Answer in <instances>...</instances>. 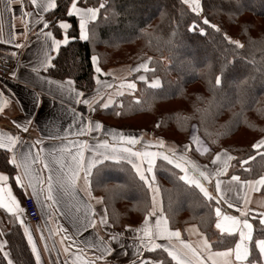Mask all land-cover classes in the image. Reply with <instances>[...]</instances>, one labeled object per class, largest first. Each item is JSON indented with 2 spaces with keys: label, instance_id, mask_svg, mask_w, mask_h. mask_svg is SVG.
<instances>
[{
  "label": "trees",
  "instance_id": "obj_1",
  "mask_svg": "<svg viewBox=\"0 0 264 264\" xmlns=\"http://www.w3.org/2000/svg\"><path fill=\"white\" fill-rule=\"evenodd\" d=\"M67 2L58 0V8L50 10L56 16L50 13L45 16L49 21L65 16L72 24L69 36L77 38L60 47L46 71L48 75L56 80L71 79L82 92L91 94L97 83L90 58L96 55L102 70L147 63L148 79L161 80L158 88H152L137 79L142 69L135 71L130 78L137 83L135 94L124 93L119 102L105 109L98 102L94 106L96 118L113 126L125 123L149 130L165 142V149L172 150L184 149V145L191 143L190 129L197 124L198 134L210 150L201 155L192 144L189 150L195 157L210 161L223 150L235 158L224 176L239 175L241 179L254 180L264 175V158L251 149L252 143L264 138V0H202V15L221 27L218 33L197 19L198 25L206 30L203 36L198 30L188 31L194 14L181 5V0H108L111 6L106 12L102 9L95 25H90L88 41L78 38L77 18L67 17L64 11ZM90 6H98V0H90ZM53 33L62 38V30ZM225 33L244 47L229 44L224 39ZM225 60L232 63L228 64V86L221 89L213 86L214 77ZM249 154L255 159L244 165L248 169L245 172L239 160L247 159ZM3 157L4 150H0V160ZM97 168L92 175V187L103 197L111 226L122 229L126 224H141L152 207V194L131 165L125 161H106ZM154 174L170 228L196 223L209 238L212 249L233 246L231 237L221 238L214 227L215 201H207L194 186L179 181V170L159 158ZM10 181L17 190L15 181ZM261 193L264 194V186ZM221 207L224 212L240 215L226 204ZM252 221L254 238H259L258 216ZM21 229L12 215L0 208V231L8 241L14 263L34 264ZM249 246L250 259H257L254 242ZM166 255L158 249L146 252L144 257ZM0 264H7L2 254Z\"/></svg>",
  "mask_w": 264,
  "mask_h": 264
},
{
  "label": "snow or ice",
  "instance_id": "obj_2",
  "mask_svg": "<svg viewBox=\"0 0 264 264\" xmlns=\"http://www.w3.org/2000/svg\"><path fill=\"white\" fill-rule=\"evenodd\" d=\"M4 3V10L11 12L13 0H0ZM22 8V17L33 18L27 19L24 26V35L26 36L29 31V26H35L36 24H43V28L40 30L39 35H42L46 47L42 48V58L39 61L38 66H32V73L36 74V79H40V72L47 71L48 67L52 66V55L51 53H58L62 45H67L69 39H76L77 37L69 36L68 30L72 28V24L69 23L65 16L56 17L54 19L46 20L44 13H50L52 17H55V11L58 8V0H45V2H38V0H29L30 5L35 12L23 11L24 0H19ZM181 5L186 6V10L191 14H194L191 23L188 25V31H199L200 35H205L206 30L204 27H200L197 23V19H202L203 25L210 26L215 29L216 32H221V27L216 23H211L207 16L202 15L204 12V6L202 0H181ZM111 5L108 4V0H98V6H90V0H68L65 4L64 11L67 17H75L78 20V38L83 41L90 39L91 28L90 25H95L98 20V15L101 10L105 12ZM0 13V17H2ZM3 24L0 22V37H2ZM15 26L12 25V31H10L8 39H0V43H8L15 45V48L19 49L22 47L21 43H16L15 39L21 33L14 30ZM62 30V38L58 39L54 36L53 30L44 31V29ZM224 39L229 44L234 45L236 48H243L244 45L239 40L232 39L226 33ZM50 40V44L47 43ZM15 56L16 53H11ZM91 62L93 65L94 72L101 73V68L98 66V57L91 56ZM151 60V57H148ZM232 63L227 60L221 64L218 74L214 77V87L226 88L229 81L230 69L228 64ZM148 70L147 63H141L137 69ZM9 75L12 78H16V71H11ZM138 79L145 80L144 76H139ZM27 83V82H25ZM50 83V81H49ZM69 85V91L75 93L76 102L82 103L90 107V110L95 111L91 107L95 98L89 99L85 97L84 92H77L71 87L73 81L69 79L67 81ZM96 83L99 84L100 80L96 77ZM111 87V85H108ZM128 89H135V83H128L122 85ZM150 87L158 88L159 82L153 80ZM123 93H121L122 95ZM84 97L83 99H81ZM33 101L35 105H39V94L33 93ZM12 103L11 93L7 94L4 91H0V112H4L6 106ZM102 108H108L109 104L104 102L99 105ZM74 111V110H73ZM120 115L119 112L116 113ZM12 123L15 128L22 130L27 133L29 126L32 124V120H25L23 123L18 120H13ZM77 123L74 121V124ZM79 127L77 129V135H85L92 131H102L103 125L101 122L96 121H85L83 118L78 122ZM72 126H70L71 128ZM159 127V125H157ZM69 128V130H70ZM20 136L13 135L11 133H0V150H4V157L0 160V208L10 213L15 221H18L20 226L23 228V235L27 240V245L30 248L31 256L34 258V264H44L42 261L41 251L37 246L36 240L33 238L32 230L25 225V221L22 219V214L26 211L21 207L20 201L14 195L12 187L10 186V179L15 181V185L24 189L25 193L28 189H31V195L39 198L43 196L46 202H49V207L57 205L62 199L67 197H74L77 192V181L82 180L84 184V190L87 195L91 197L90 180L93 175V169L97 165L102 164L104 160H115V161H126L131 165L136 176L142 185L152 194V207L147 210V214L143 217L142 225L134 230L130 226L126 225L125 229L132 231L133 236L129 237L132 241L128 244L125 240L124 232L111 231L107 233V238L96 237L95 240L88 242L87 247L91 251L89 258L80 259L77 254V260H80V264H121V258H127L129 255L128 249L133 248L134 251L131 253L135 259L128 260V264H264V212L258 214L260 230L258 232L259 238H254V225L247 218L248 212L237 208L240 212L239 217L236 215H229L222 211V204H226L229 209L233 208L234 203L224 194L225 189L222 188V181L218 178L223 173L227 172V164L225 162L224 167L217 166L222 159V156L227 157V161L235 159L233 156L221 150L217 152L215 156L211 158V164L217 166L213 171L208 170V166L204 165L203 168L195 165L194 162H189L182 153H178L176 150L165 149V142L159 140L155 145L148 144L144 145L142 150H137V145H142L143 141L141 138L136 136H126L123 133L117 136L113 134L110 143L109 140L105 139L100 141L94 148L87 149L86 142L76 144V142H69L72 147L76 148L73 154L72 148L65 147L63 151L66 152L67 156L71 157V162L68 160H55L54 163L57 165L55 174L53 175L52 164L47 160L41 161V154L43 149H37L35 153L32 152L31 148L34 145L29 146L28 151H20L18 145L20 143ZM36 144H40L41 141L37 140ZM196 145V151L200 152L202 142L200 138L194 137L190 144L184 145V152L189 151L192 144ZM153 148L157 150H152ZM103 149V151H101ZM251 149L256 150V154L261 158H264V138L251 144ZM92 152V158L88 159L85 156V151ZM209 149L203 146V153H208ZM166 161L168 165H172L175 169L179 170L178 180L184 182L185 185L194 186L199 190V193L207 201H215L216 207L215 212V224L214 227L221 234V238L231 237L233 246H225L222 251H212L213 245L209 238L203 233H200V247H193L191 243L181 240L180 230H170L168 227V219L163 215V209L157 210V196L159 195V187L156 184V177L154 174V166L157 159ZM255 157L251 154L247 156V159H240L239 164L245 172L248 171L244 168L249 161L254 160ZM42 163L41 168H36L37 165ZM35 169V171H33ZM48 170L49 175L45 178L43 176V170ZM97 171H99L97 169ZM13 173H15L13 175ZM217 177L214 182V192L209 190L208 185L212 184L213 177ZM232 182L237 183L241 188L244 186H250L255 190H259L257 185L264 186V175L260 176L258 180H241L239 175H231L229 184ZM230 191V188L228 189ZM97 203H103V201L95 197ZM68 212L71 213L72 209L75 208L76 212L80 209L76 205L72 204L69 200ZM246 203V202H245ZM250 211V210H249ZM95 210L88 209L84 214L85 224H80L76 227V234L78 235L81 228H95L97 226V219L95 218ZM155 218L154 220L152 218ZM99 224L108 227L107 213H103L99 216ZM40 240L44 241V252L57 251L55 244L52 249H49L47 238L43 235L41 229ZM51 232V230L49 229ZM67 229L58 228L57 232L65 233L61 236L60 243L63 245L62 251L64 253H71V246L76 241L72 236L67 235ZM4 235L0 232V236ZM238 236V239L236 238ZM175 239L179 242V247L176 244L171 243ZM157 240L167 241L168 243H157ZM65 241H71V244H65ZM249 242H254V246L258 251L257 259H250L251 249ZM7 240H0V254H2L3 260L7 261V264H14L10 253L6 250ZM158 249H162L163 253H166V257L156 258H145V252H155ZM207 253V255H205ZM60 252L57 251V256ZM170 258V260L168 259ZM31 264V261H30ZM49 264H56V262L50 261ZM67 264V260H65Z\"/></svg>",
  "mask_w": 264,
  "mask_h": 264
},
{
  "label": "crops",
  "instance_id": "obj_3",
  "mask_svg": "<svg viewBox=\"0 0 264 264\" xmlns=\"http://www.w3.org/2000/svg\"><path fill=\"white\" fill-rule=\"evenodd\" d=\"M38 2H45V0H38ZM23 11L35 12L37 10L33 9V7L30 5L29 0H24ZM0 13L3 14L2 17H0V22H2L3 24V35L2 37H0V39H8L10 31L13 30L12 25H14V30L18 33H21V35H18L16 37L15 42L22 44V47L17 49L15 48L14 43H0V56H2V58H13L14 68L12 70L16 71L17 73L16 78H12L11 76L4 78L0 77V91H4L6 95L9 93H11L12 95V103L6 106L4 112H0V133H11L13 135H19L21 138L18 145L20 151L26 152L28 151L29 146L32 145H34V147L31 148L33 153H35L37 149H43V153L41 154V161L43 162L44 159L47 158V160L52 164L53 175L55 174V170L57 168V165L54 163L55 160L66 159L71 162V157L67 156L66 152L63 151L67 146L72 148L73 154L75 153L76 148L72 147V144L69 142H76V144L86 142L87 149H92L100 141L105 139L109 140V142L112 143L113 134L119 136V134L123 133L127 136V134L125 133L128 131L126 125L113 126L107 124L99 118H96L94 116V111L90 110L89 106L82 103H77L75 93L69 91V85L67 83L68 80H56V78L51 77L46 73V71L43 70L40 72V79H36V74L32 73L31 68L32 66L39 65V61L42 58V48L46 47L43 36L39 35L40 30L43 28V24H36L35 26L30 25L29 31L25 36L23 34L25 23L27 22V19L33 18L22 17V8L19 0H13L12 10L10 13L4 10V3L0 2ZM46 14L47 13H44L43 15L47 20V17L45 16ZM49 30L51 29H44V31ZM55 37L60 39L57 36ZM47 43L50 44V40ZM13 52L16 53L15 56L11 55V53ZM51 55L53 59L54 55H56V52L51 53ZM97 63L98 66H100L99 59ZM125 68L126 66L111 67L108 70L101 69V73L99 74L96 73V77H98L100 80V83L96 86V90L91 94L84 93L85 97L89 99H92L93 97L95 98L94 102L91 105L92 108L95 109L94 106L98 104V102H106L109 104V107H111V105H114L115 102H119L118 98L119 96H121V94L115 93V91L111 92V90L108 89L113 86L114 78L118 79L123 76V74L125 73V71L123 70ZM108 85H111V87H109ZM71 87L74 88L77 92H81V90L74 84H72ZM34 92L39 94V105L34 104ZM83 98L84 97H82L81 99ZM81 118H83L85 121H92L93 123L96 121L101 122L103 125L102 131H92L88 132L85 135H77L76 133L79 127L78 122L81 120ZM14 119L18 120L21 123H23L25 120H32V124L29 126V131L25 133L22 130L16 129L15 125L12 123ZM74 121H76L77 123L74 124ZM70 126L72 127L70 128ZM198 135L199 134L196 133V137ZM37 140H40L41 143L36 144L35 142ZM101 151H103V149H101ZM223 152L230 155V153L226 151ZM85 156L88 159H91L92 152L86 150ZM106 161L117 162L115 160H104L102 163ZM198 162L202 165L201 160H199ZM225 162L228 168L232 160L227 161V157L222 156V159L217 166L224 167ZM194 163L195 165L199 166L198 164H196V162ZM203 164L207 165V163ZM99 165H97L96 168ZM210 165L211 168L208 169L209 171H213L214 168L217 167L213 166L212 164ZM41 167L42 163L36 166V168ZM199 167L203 168L201 166ZM228 170L229 169H227V171ZM33 171H35V169ZM225 173L218 177L223 182L222 188L225 189L224 194L227 195L228 198L234 203L235 206L233 208L235 210H237V208H240L241 210L248 212L249 214L247 218L251 223H253L252 219L256 218L260 212H264V194L261 193L262 186L257 185L256 187L259 188V190L257 191L250 186H244L243 188H241L235 182L229 184L230 177L224 176ZM48 175V170H43V176L46 178ZM216 178L217 177L214 176L212 184L208 185L210 191L214 192V182ZM9 183L12 187L14 195H16L17 199L20 201L22 208H24L23 201H25L27 197H32L37 204L38 210L40 212L39 216H41L40 220L34 223L27 222L25 218V212L22 214V219L25 221V225L32 230L33 238L34 240H36L37 246L41 251L42 261L44 262V264H49L50 261L56 262V264H65V260H67V264H80V260H77V254H79L81 260L89 258L91 256V251L86 246L87 243L95 240L96 237H103L104 239H106L107 233L111 231L124 232L126 242L128 244L132 243V241L129 239V237L133 236L132 231L126 230L125 227L122 229L114 228L113 226H111L109 220L108 227L99 224V216L107 212V209L104 200H102V195L94 192V188L92 187V177L90 180L89 188L91 197L86 194L83 181L79 180L77 181V192L75 196H70L62 199L59 204L52 207H49V202H46L43 196H39V198L33 197L31 195V189H28L25 193L24 189L17 186L18 189L15 190V187L12 185L11 181ZM229 188L230 191L228 190ZM160 196L161 195L159 191L156 205L158 211L162 208V200ZM95 197L100 198L103 203H97V200L94 199ZM69 200L72 202V204L79 207V212H76L75 208L72 209L71 213L68 212L70 206L68 203ZM89 208L95 210L97 226L95 228H81L79 234L77 235L76 227L80 224L86 223L83 217L85 212ZM227 214L233 215L230 213ZM236 216L239 217V215ZM152 219L154 220L155 218L153 217ZM141 225L142 223L138 224L137 226H133L131 224H129L128 226H130L131 229L134 230ZM168 227L170 230H180L181 240L191 243L193 247H200V233L203 232L200 230L199 226L196 223L187 224L179 229H172L170 228L169 224ZM58 228L67 229V235L72 236L76 241V243L72 244L71 246L70 254L64 253L62 251L63 245H61L60 240L61 236L65 235V233L57 232ZM37 229H41L43 231V235L45 236V238H47L49 249H52L53 245L55 244L56 250L60 252L59 256H57V251H51V253L44 252L43 249L45 242L40 240L41 231H37ZM49 229L51 230V232L49 231ZM21 230H23V228ZM0 240H6L4 235L0 236ZM156 242L168 243L167 241L163 240H157ZM64 243L71 244V241H65ZM171 243L176 244L179 247V242L175 239H173ZM6 250L10 253L7 245ZM133 251V248L128 249L129 255L127 258H121V264H128V260L135 259V257L131 255ZM212 251L215 252L222 250L212 249ZM205 255H207V253H205ZM10 258H12L11 253Z\"/></svg>",
  "mask_w": 264,
  "mask_h": 264
},
{
  "label": "rangeland",
  "instance_id": "obj_4",
  "mask_svg": "<svg viewBox=\"0 0 264 264\" xmlns=\"http://www.w3.org/2000/svg\"><path fill=\"white\" fill-rule=\"evenodd\" d=\"M235 40H238V39H235ZM124 66H126V68L123 70V71H125V73L123 74V76H121L118 79L114 78L113 86L110 89H108V90H111V92L115 91V93H119V94H121V93L135 94V91H137V83H136V81L130 79L131 78L130 75H132L135 72L133 69H137L138 66H135L133 64H128V65H124ZM141 75L145 77V80H143V81H146L148 85H151V82L153 80L158 81L159 82V86L161 85V80H160L159 77H153V78H151V80L148 79L146 71L144 69H142V71L140 72L139 76H141ZM137 79H138V77H137ZM128 83H135L136 88L135 89H128L127 87H122V85H127ZM108 90H106V91H108ZM122 125H126V128L128 129V131L125 132L127 134V136H136V137H140L142 139L143 144L142 145H137V147H136L137 150H142L144 145H148V144L155 145L159 140H162V139L158 138L157 136H155V134H153L149 130L133 127V126H131L129 124H125V123L122 124ZM197 128H198L197 124H193L192 128L190 129L189 139H190L191 142L193 141L194 137H196V133L198 134ZM198 137H199V135H198ZM199 138H200V140L202 142V147H201V151L198 152V153H200V154L202 153L203 146L208 147V149L210 150V146L204 140H202V137H199ZM193 146L196 149V145L194 143H193ZM152 150H157V149L153 148ZM173 150H176L178 153H182L184 155V157L189 160L190 163L191 162H196V164H198L201 167H203L202 166V165H204L203 163H207L208 169L211 168V165H210L211 164V160L210 161L201 160V163H202V165H201L198 162L200 159L195 157L194 154H192V152L190 150L187 151V152H184L183 148H181V147H178V148L176 147V149H173ZM201 155H206V153H203ZM231 166H232V162H231L229 167H231ZM242 180H244V179H242ZM131 225L137 226L138 224H131Z\"/></svg>",
  "mask_w": 264,
  "mask_h": 264
},
{
  "label": "built area",
  "instance_id": "obj_5",
  "mask_svg": "<svg viewBox=\"0 0 264 264\" xmlns=\"http://www.w3.org/2000/svg\"><path fill=\"white\" fill-rule=\"evenodd\" d=\"M14 68V60L11 57H3L0 56V77H9V73L13 71ZM34 199L32 197H27L24 203L25 218L29 223L38 222L41 218L39 216L40 212L38 210L36 202L34 203Z\"/></svg>",
  "mask_w": 264,
  "mask_h": 264
}]
</instances>
